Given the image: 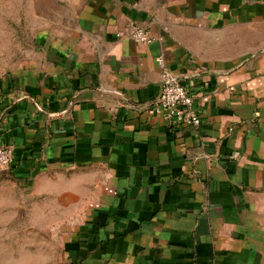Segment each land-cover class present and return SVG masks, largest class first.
Returning <instances> with one entry per match:
<instances>
[{"label":"crops","instance_id":"crops-1","mask_svg":"<svg viewBox=\"0 0 264 264\" xmlns=\"http://www.w3.org/2000/svg\"><path fill=\"white\" fill-rule=\"evenodd\" d=\"M0 65V264H264V0H80ZM143 25L151 44L117 33ZM167 70L199 127L151 107Z\"/></svg>","mask_w":264,"mask_h":264},{"label":"rangeland","instance_id":"rangeland-1","mask_svg":"<svg viewBox=\"0 0 264 264\" xmlns=\"http://www.w3.org/2000/svg\"><path fill=\"white\" fill-rule=\"evenodd\" d=\"M80 0H0V65L29 56L42 30L72 27Z\"/></svg>","mask_w":264,"mask_h":264},{"label":"built area","instance_id":"built-area-1","mask_svg":"<svg viewBox=\"0 0 264 264\" xmlns=\"http://www.w3.org/2000/svg\"><path fill=\"white\" fill-rule=\"evenodd\" d=\"M117 37L142 44H151L154 41L151 33L138 23L129 24L117 33ZM158 64L163 69V88L161 94L152 104L153 113L163 117L172 127H199L201 118L195 109L196 96L187 85H183L167 70L162 58L158 59ZM13 161L12 147H0V171L8 170Z\"/></svg>","mask_w":264,"mask_h":264}]
</instances>
